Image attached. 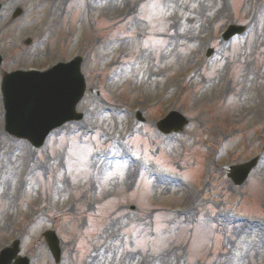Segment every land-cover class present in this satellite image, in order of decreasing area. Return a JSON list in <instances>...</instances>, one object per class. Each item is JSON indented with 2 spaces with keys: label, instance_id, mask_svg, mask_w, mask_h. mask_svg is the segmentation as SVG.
I'll return each instance as SVG.
<instances>
[{
  "label": "rangeland",
  "instance_id": "1",
  "mask_svg": "<svg viewBox=\"0 0 264 264\" xmlns=\"http://www.w3.org/2000/svg\"><path fill=\"white\" fill-rule=\"evenodd\" d=\"M155 3L0 0V251L17 238L32 264H57L43 237L54 230L58 264H264V0ZM233 26L244 33L225 42ZM141 39L152 49L143 63ZM77 55L87 82L77 109L84 120L56 130L40 149L8 135L4 75ZM171 111L189 123L163 134L157 123ZM74 139L93 148L86 170L69 168ZM113 145L148 159L149 171L141 177L140 162H129L122 182L101 183L103 165L93 161ZM255 158L258 168L236 185L229 168ZM156 161L190 183L156 179ZM236 215L261 227L237 225ZM201 216L216 227L198 231Z\"/></svg>",
  "mask_w": 264,
  "mask_h": 264
},
{
  "label": "water",
  "instance_id": "2",
  "mask_svg": "<svg viewBox=\"0 0 264 264\" xmlns=\"http://www.w3.org/2000/svg\"><path fill=\"white\" fill-rule=\"evenodd\" d=\"M5 81L8 86V89L4 88L7 131L29 139L36 147L43 145L52 129L81 118L76 113V106L84 95L86 84L78 63L60 64L54 71L36 77ZM254 166L255 161L233 170L240 171L244 181ZM18 252V249L5 251L0 264H11ZM54 254L57 258L60 256L56 245ZM16 264H29V261L19 259Z\"/></svg>",
  "mask_w": 264,
  "mask_h": 264
},
{
  "label": "snow or ice",
  "instance_id": "3",
  "mask_svg": "<svg viewBox=\"0 0 264 264\" xmlns=\"http://www.w3.org/2000/svg\"><path fill=\"white\" fill-rule=\"evenodd\" d=\"M153 7H161V4L159 3V0H157V3L152 5ZM163 7H174V5L168 4ZM139 20L143 21L146 19L145 15L142 13H138ZM163 30V29H161ZM135 31V29H133ZM142 46L143 49H145L144 57L142 58L141 63L147 60L149 54L151 53L152 49L150 48L149 43L146 40L141 39V41L138 44V48ZM127 63V62H125ZM140 64H137V67H139ZM146 67V64H144ZM127 71V69H126ZM127 144V142H124ZM130 147V146H129ZM97 152H99V148L96 149ZM93 155V148L88 144V143H77L76 140H73V147L70 149L69 152V160H68V165L69 168L71 169L73 165H76L77 171L82 170L79 166L83 165V168L86 170L88 169V160L89 157ZM75 159H72V158ZM132 159V157L128 154V152L124 149L120 150H115V145L112 146V148L107 152L102 154L97 158L96 161H93V163H96L99 167V165H103L102 168H99V175L96 177L97 180L101 181V183H107L109 181L116 183L118 181H123L124 175H125V170L128 169L129 167V160ZM139 161L140 164H137V167H140L142 170L140 171L139 175L141 177L144 176L145 171H149L147 168V165L149 164L148 159H142L141 155L135 154L134 161L133 163ZM157 168L161 172H172L174 173V170L168 167H165L161 164V162L156 161ZM157 168L151 169L152 172H156ZM89 174H92L91 171H89ZM39 175V173L37 174ZM58 175L63 178L62 173H58ZM3 189L0 188V192H2ZM168 219H172V217H168ZM224 222L225 225H229L232 223L231 219L228 217H222L221 218ZM216 227V222L213 221L211 223L206 222L205 219L201 216L199 218V226H198V231H203L206 228H215ZM227 231V227L225 228ZM231 234V233H229ZM146 243V241H138V244L142 247L143 244ZM240 253L237 252V256H239Z\"/></svg>",
  "mask_w": 264,
  "mask_h": 264
}]
</instances>
